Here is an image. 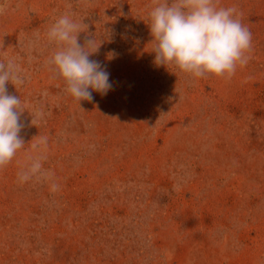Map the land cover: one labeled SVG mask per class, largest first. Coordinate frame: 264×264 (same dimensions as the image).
Listing matches in <instances>:
<instances>
[{
  "label": "rangeland",
  "instance_id": "rangeland-1",
  "mask_svg": "<svg viewBox=\"0 0 264 264\" xmlns=\"http://www.w3.org/2000/svg\"><path fill=\"white\" fill-rule=\"evenodd\" d=\"M153 6L0 0V60L20 69L7 89L25 110V146L0 169V264H264V0H219L252 33L231 79L157 66ZM64 13L111 73L92 102L47 64ZM39 156L42 174L20 182Z\"/></svg>",
  "mask_w": 264,
  "mask_h": 264
},
{
  "label": "clouds",
  "instance_id": "clouds-1",
  "mask_svg": "<svg viewBox=\"0 0 264 264\" xmlns=\"http://www.w3.org/2000/svg\"><path fill=\"white\" fill-rule=\"evenodd\" d=\"M153 5L148 13V27L157 66H175L192 78L231 79L237 68L246 66L251 59L252 33L235 7H220L219 0H153ZM85 31L82 22L64 13L46 32L48 42L56 46L47 64L79 104L92 102L93 92L106 96L113 89L107 65L90 58L99 47L94 38L85 37L83 44L79 42V34ZM115 55L113 51L110 57ZM9 83L15 87L23 83L12 58L0 60V169L25 146L21 136L25 127L21 115L25 110L19 96L8 92ZM31 116L33 124L42 113ZM38 143L46 145L47 138H39ZM42 159L43 156L32 159L31 165L18 173L19 181L27 182L42 174Z\"/></svg>",
  "mask_w": 264,
  "mask_h": 264
}]
</instances>
